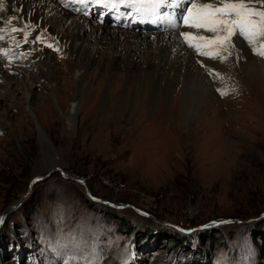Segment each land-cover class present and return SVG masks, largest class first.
<instances>
[{
    "label": "rangeland",
    "instance_id": "374dc122",
    "mask_svg": "<svg viewBox=\"0 0 264 264\" xmlns=\"http://www.w3.org/2000/svg\"><path fill=\"white\" fill-rule=\"evenodd\" d=\"M3 11L5 35L17 9L13 4ZM36 38L28 53L0 42V216L22 200L1 222L0 264H87L97 255L100 264L125 258L128 264H264V218L251 222L264 214V70L256 66L253 79L244 71L246 62L264 63V57L252 45L236 36L237 47L211 61L215 71L211 64L199 67L210 90L198 96L187 119L174 95L114 125L91 118L98 108L91 111L84 101L73 134L66 135L59 113L68 109L67 91L50 95L41 87L35 43L45 42L43 51L59 71L68 58L57 38ZM24 77L36 81L32 90L43 96V106L32 105L33 115L16 84ZM91 80L88 97L95 96ZM51 158H60V171L82 180L92 196L126 207L89 201L83 187L58 170L22 199L32 179L47 175ZM222 220L249 222L201 229Z\"/></svg>",
    "mask_w": 264,
    "mask_h": 264
},
{
    "label": "bare ground",
    "instance_id": "6f19581e",
    "mask_svg": "<svg viewBox=\"0 0 264 264\" xmlns=\"http://www.w3.org/2000/svg\"><path fill=\"white\" fill-rule=\"evenodd\" d=\"M1 2L4 7L14 4L17 9L14 16L18 19L12 25L8 23L5 25L7 33L5 39L12 47H18L21 53H28V44L34 41V38L43 36L49 40L53 37L57 38L58 48L63 49V54L68 58V62L62 66L64 70L59 71V64L51 55L43 51L42 46L46 45L45 42L44 44L43 42L35 43L41 52L38 58L36 57L37 60L41 58L37 65L40 71L38 80L44 81L41 87L48 89L50 95L57 94L59 90L67 91L68 109L66 112L61 110L59 113L63 134H73L76 113L79 105L84 101L89 104L88 109L90 106L98 108V112H94L91 118H98L103 121L101 123L114 125L127 123L130 116L134 113L138 115L140 110L146 109L150 113L155 106H160L163 102L167 103L174 95V102L177 101L183 118L187 119L190 116L191 106L194 105L198 96L209 89L203 68L200 70L199 67L210 65L211 61H216L215 59H219V56L215 59L201 56L202 63L199 54L192 52L193 48L190 50L180 36V32L190 31L194 35L207 36H211V33L186 27L172 28L168 27L167 22L141 24L139 17L123 5L118 8H106L92 0H86L84 5L79 0L76 2L73 0H1ZM187 2L190 5L191 0H182L178 9L167 8L162 11L166 16L175 12L177 23H180L179 14L189 6ZM98 10L106 14V16H98L99 23L95 22L92 14ZM85 11L87 15L84 14ZM121 13L127 17L121 16ZM102 19L109 21L112 25L102 23ZM115 21L116 24H114ZM13 26L20 31L13 32ZM25 33H28L26 40ZM233 39L235 44L236 36ZM235 46L237 47V43ZM0 52L3 51L0 49ZM222 55L220 57H223ZM244 65L246 77L251 79L258 73L256 66L259 65L258 69L260 67L264 70V63L260 61L252 60ZM5 66L8 70V65ZM209 69L215 71V65L211 64ZM3 78H5L4 81L12 80L7 79L6 76ZM260 79L264 81V78ZM21 80L22 82L16 81V84L25 94L24 106L27 113L33 115L32 105L39 101V105L43 106L41 98L43 96L32 90L36 81L32 83L31 79L26 77ZM90 80L94 81L91 88V96L94 93V97H88L89 94L85 88ZM261 80L258 82H262ZM48 101L50 104L51 100ZM139 113L141 116V112ZM104 134L109 136L110 132ZM39 138L42 143H46V137L41 129ZM49 162L47 174L51 175L55 170H60V158L58 161L51 158ZM33 184L30 188L28 187L22 199L31 192Z\"/></svg>",
    "mask_w": 264,
    "mask_h": 264
},
{
    "label": "snow or ice",
    "instance_id": "6c2138e0",
    "mask_svg": "<svg viewBox=\"0 0 264 264\" xmlns=\"http://www.w3.org/2000/svg\"><path fill=\"white\" fill-rule=\"evenodd\" d=\"M79 2L84 5L86 0H79ZM92 2L102 4L106 8H118L123 5L139 17L141 24L167 22V25L172 28L186 27L211 33V36H207L194 35L190 31L180 32V36L188 46L203 57L215 59L220 52H228L235 36L243 37L253 46V51L257 55L264 57V0H200V2L191 0L190 5L179 14L180 23H177L175 12L166 16L162 10L178 9L182 0H92ZM84 14L88 13L85 11ZM17 19L16 16H12L6 23L12 25ZM12 31L17 32L20 29L13 26ZM27 35L28 33H25V40ZM48 47L52 45L49 44ZM4 55L6 56L7 53ZM220 58L224 59V57ZM100 259L97 255L87 260V264H100ZM64 264H72V259L65 260ZM121 264H128V260L122 259Z\"/></svg>",
    "mask_w": 264,
    "mask_h": 264
},
{
    "label": "water",
    "instance_id": "95a60500",
    "mask_svg": "<svg viewBox=\"0 0 264 264\" xmlns=\"http://www.w3.org/2000/svg\"><path fill=\"white\" fill-rule=\"evenodd\" d=\"M59 173L61 174L62 177H64V179L66 180H71V181H74L76 183H79L82 187H83V190H84V193H85V196L86 198L89 200V201H92L94 203H98V204H102V205H105L107 207H111V208H114V209H124L126 206H118V205H115V204H112V203H109L108 201L106 200H101L99 198H96L94 196H92L86 186V184L80 180V179H76V178H73V177H70L68 176L67 174L63 173L62 171H60L58 169ZM49 174L45 175L44 177H40V178H36L35 180H31L30 181V184L28 185V187L30 188V186L40 180H43L45 179L46 177H48ZM22 200L17 202V204H15V206L13 207H9L8 209H6L4 211V213H2V215L0 216V227H1V222L2 220H4V218L9 214L11 213L15 208H17L20 204H21ZM132 210L140 215H143V216H147L146 214H143L141 213L139 210L137 209H134L132 208ZM264 218V214H262L258 219H255V220H252L251 222H257L261 219ZM249 221H242V220H222V221H219L213 225H206L204 227H202L201 229H210V228H215L217 226H225V225H237V224H241V223H248ZM189 232V231H188ZM191 232V231H190ZM187 233V232H186Z\"/></svg>",
    "mask_w": 264,
    "mask_h": 264
}]
</instances>
